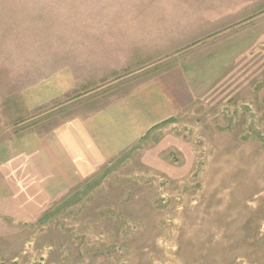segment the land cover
Returning a JSON list of instances; mask_svg holds the SVG:
<instances>
[{"label":"rangeland","instance_id":"obj_1","mask_svg":"<svg viewBox=\"0 0 264 264\" xmlns=\"http://www.w3.org/2000/svg\"><path fill=\"white\" fill-rule=\"evenodd\" d=\"M77 88L47 134L157 81L174 115L54 199L0 217V264H264V0H0V94Z\"/></svg>","mask_w":264,"mask_h":264},{"label":"crops","instance_id":"obj_2","mask_svg":"<svg viewBox=\"0 0 264 264\" xmlns=\"http://www.w3.org/2000/svg\"><path fill=\"white\" fill-rule=\"evenodd\" d=\"M77 88L69 68L0 94V217L28 223L56 198L167 121L175 107L147 81L98 112L47 134L14 130L36 109Z\"/></svg>","mask_w":264,"mask_h":264}]
</instances>
